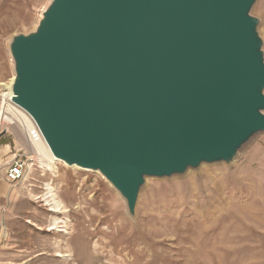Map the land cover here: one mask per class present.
Segmentation results:
<instances>
[{"label": "water", "instance_id": "obj_1", "mask_svg": "<svg viewBox=\"0 0 264 264\" xmlns=\"http://www.w3.org/2000/svg\"><path fill=\"white\" fill-rule=\"evenodd\" d=\"M257 1L51 0L11 41V103L133 216L147 179L232 164L264 133Z\"/></svg>", "mask_w": 264, "mask_h": 264}, {"label": "rangeland", "instance_id": "obj_2", "mask_svg": "<svg viewBox=\"0 0 264 264\" xmlns=\"http://www.w3.org/2000/svg\"><path fill=\"white\" fill-rule=\"evenodd\" d=\"M50 2L0 0V112L15 76L11 41L34 32ZM252 15L264 41V0ZM0 125L3 167L31 150L17 123ZM34 158V194L25 199L22 224L6 249L11 260L0 264H264V133L232 164L147 179L133 216L99 172L61 163L50 171L46 159ZM48 187L59 211L47 201Z\"/></svg>", "mask_w": 264, "mask_h": 264}, {"label": "crops", "instance_id": "obj_3", "mask_svg": "<svg viewBox=\"0 0 264 264\" xmlns=\"http://www.w3.org/2000/svg\"><path fill=\"white\" fill-rule=\"evenodd\" d=\"M31 151H25V156L31 155ZM6 166H0V261L11 260L7 257L6 249L11 248V236L15 234L17 223L23 221V204L29 195L34 194L29 175L18 183H10L6 177Z\"/></svg>", "mask_w": 264, "mask_h": 264}, {"label": "bare ground", "instance_id": "obj_4", "mask_svg": "<svg viewBox=\"0 0 264 264\" xmlns=\"http://www.w3.org/2000/svg\"><path fill=\"white\" fill-rule=\"evenodd\" d=\"M11 86H12V82L10 83L9 87L6 88L7 92L4 95L3 103L1 105L0 121L1 122L8 121L14 124L16 123L18 124L17 126L21 140L27 147H29V149L34 155L46 159L48 161L49 163L47 166L48 170L51 171L54 168V166H56V164L58 163L65 165L64 162H62L61 160L55 157L52 150L47 146L42 134H39L40 141L36 142L32 134L35 131L37 133L40 132L37 130L31 117L11 103V98H12ZM72 168H77V167H72ZM47 201L57 211L61 209V204L57 201L56 195L54 193V189L52 187H48Z\"/></svg>", "mask_w": 264, "mask_h": 264}, {"label": "built area", "instance_id": "obj_5", "mask_svg": "<svg viewBox=\"0 0 264 264\" xmlns=\"http://www.w3.org/2000/svg\"><path fill=\"white\" fill-rule=\"evenodd\" d=\"M0 131L3 130H1L0 128ZM39 134H41V132L37 133L36 131L32 134L36 142L40 141ZM35 164H36V160L34 158V155L25 156L24 154L22 157L14 158L9 163H7V173H6L7 180L13 184L23 181L27 177V175L30 174V169L34 167Z\"/></svg>", "mask_w": 264, "mask_h": 264}]
</instances>
